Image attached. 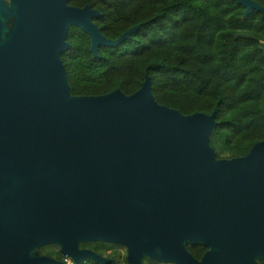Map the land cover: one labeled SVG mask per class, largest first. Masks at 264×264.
<instances>
[{
	"label": "water",
	"instance_id": "water-1",
	"mask_svg": "<svg viewBox=\"0 0 264 264\" xmlns=\"http://www.w3.org/2000/svg\"><path fill=\"white\" fill-rule=\"evenodd\" d=\"M236 1L247 14L264 13L253 0ZM98 15L67 0H0L11 29L0 42V195L11 190L0 199V264H65L29 256L56 244L75 264L112 261L82 242L122 245L127 264H261L264 141L218 158L209 143L214 113L158 104L148 75L129 95H71L61 59L69 26L89 35L94 56L138 28L108 39ZM184 242L207 251L197 259Z\"/></svg>",
	"mask_w": 264,
	"mask_h": 264
},
{
	"label": "trees",
	"instance_id": "trees-1",
	"mask_svg": "<svg viewBox=\"0 0 264 264\" xmlns=\"http://www.w3.org/2000/svg\"><path fill=\"white\" fill-rule=\"evenodd\" d=\"M253 1L264 8V0ZM67 2L98 10L93 21L108 39L138 27L118 45H100L94 56L89 35L69 26L70 47L61 59L71 95L97 96L115 89L129 95L148 75L158 104L183 115L214 113L209 143L218 158L242 157L264 141L263 12L247 14L236 0ZM7 22L11 27V16ZM94 245L99 251L104 243ZM188 250L198 259L206 247L189 244ZM39 251L63 258L54 245Z\"/></svg>",
	"mask_w": 264,
	"mask_h": 264
},
{
	"label": "rangeland",
	"instance_id": "rangeland-1",
	"mask_svg": "<svg viewBox=\"0 0 264 264\" xmlns=\"http://www.w3.org/2000/svg\"><path fill=\"white\" fill-rule=\"evenodd\" d=\"M10 33H11V29L8 28L7 26H5V29L1 33L0 42L6 41L7 40V37L10 35ZM85 243L84 242L80 243L79 248L82 249V247H85V245H84ZM95 243L96 242H87L86 248L89 249V250H92V251H94L96 253H98L99 255H101V256H103L105 258H108V259L112 260L111 262H115V264H127V261H126L127 249L124 246L104 243V245H101L102 248H99L100 249L99 251H95V247H94L95 246L94 245ZM187 244L188 243L184 242V245L185 246H187ZM44 246H47V245H43V246L40 245V246H37L35 248H32L29 251V256L41 254L39 250L41 248H43ZM54 246H55V252H56L55 254L58 255L57 254V251L60 254V252H59L60 246L58 244H56ZM62 257L64 258V257H68V256H62ZM63 258H61V260ZM68 258H70V257H68ZM144 258L145 257H143L144 264H154L153 263L154 260H151V259L148 258L147 260H150V262H149L147 260H144ZM70 260H71L72 264H75L74 261L71 258H70ZM151 261H153V262H151ZM82 264H96V263H94L93 261H91L89 259L88 260L87 259H84L82 261Z\"/></svg>",
	"mask_w": 264,
	"mask_h": 264
},
{
	"label": "bare ground",
	"instance_id": "bare-ground-1",
	"mask_svg": "<svg viewBox=\"0 0 264 264\" xmlns=\"http://www.w3.org/2000/svg\"><path fill=\"white\" fill-rule=\"evenodd\" d=\"M17 8H18V5L16 4V6H15V9L17 10ZM17 13V12H16ZM18 15V14H17ZM0 23H1V31H3V20H2V18L0 17ZM10 40V39H9ZM21 182L22 181H13V184H14V189H16V188H18V186L21 184ZM10 189H8V188H6L5 190H4V192H3V194L2 195H0V199L5 195V194H7L8 192H10L9 191ZM78 242H81V241H78ZM80 249V248H79ZM258 258V257H257Z\"/></svg>",
	"mask_w": 264,
	"mask_h": 264
},
{
	"label": "built area",
	"instance_id": "built-area-1",
	"mask_svg": "<svg viewBox=\"0 0 264 264\" xmlns=\"http://www.w3.org/2000/svg\"><path fill=\"white\" fill-rule=\"evenodd\" d=\"M63 261H64L65 264H72L70 258H68V257H64Z\"/></svg>",
	"mask_w": 264,
	"mask_h": 264
},
{
	"label": "flooded vegetation",
	"instance_id": "flooded-vegetation-1",
	"mask_svg": "<svg viewBox=\"0 0 264 264\" xmlns=\"http://www.w3.org/2000/svg\"><path fill=\"white\" fill-rule=\"evenodd\" d=\"M85 244H87V243H85ZM85 244H84V245H85ZM188 245H189V244H187V248H188ZM82 248H86V246H85V247H82ZM86 249H87V248H86ZM205 251H207V248H206ZM205 251H204V252H205ZM204 252H203V254H204ZM203 254H202V255H203ZM202 255H201V256H202ZM201 256H200V258H201ZM200 258H198V259H200ZM147 259H148L147 257L144 258V260H147ZM154 262H156V261H154ZM156 263H158V264H163V263H159V262H156Z\"/></svg>",
	"mask_w": 264,
	"mask_h": 264
},
{
	"label": "clouds",
	"instance_id": "clouds-1",
	"mask_svg": "<svg viewBox=\"0 0 264 264\" xmlns=\"http://www.w3.org/2000/svg\"><path fill=\"white\" fill-rule=\"evenodd\" d=\"M63 260V259H62Z\"/></svg>",
	"mask_w": 264,
	"mask_h": 264
}]
</instances>
